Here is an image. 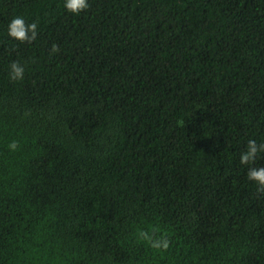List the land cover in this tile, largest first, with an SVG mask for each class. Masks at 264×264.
I'll return each mask as SVG.
<instances>
[{
	"label": "trees",
	"instance_id": "1",
	"mask_svg": "<svg viewBox=\"0 0 264 264\" xmlns=\"http://www.w3.org/2000/svg\"><path fill=\"white\" fill-rule=\"evenodd\" d=\"M14 13L38 22L32 44L6 35ZM249 138L264 142V0H90L79 15L0 0V264H264ZM149 226L166 251L135 241Z\"/></svg>",
	"mask_w": 264,
	"mask_h": 264
},
{
	"label": "clouds",
	"instance_id": "2",
	"mask_svg": "<svg viewBox=\"0 0 264 264\" xmlns=\"http://www.w3.org/2000/svg\"><path fill=\"white\" fill-rule=\"evenodd\" d=\"M90 0H63V8L73 15L88 10ZM39 25L36 20H30L24 13H14L5 26L6 35L19 44H32L37 40ZM13 43V50L16 48ZM58 51L56 44H52L50 54ZM26 75V62L20 59L11 60L8 64L7 77L11 82H22ZM18 141L11 140L7 147L10 151L18 149ZM264 158V142H258L256 139L249 138L246 142L245 149L240 152V164L246 166L247 179L253 182L258 188L264 189V164L257 163ZM157 233H159L157 235ZM137 243L143 244L157 251H166L170 247V240L157 226L140 228L134 234Z\"/></svg>",
	"mask_w": 264,
	"mask_h": 264
}]
</instances>
